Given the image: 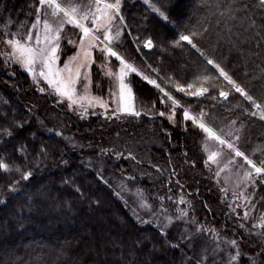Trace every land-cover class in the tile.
Returning a JSON list of instances; mask_svg holds the SVG:
<instances>
[{"label":"trees","instance_id":"1","mask_svg":"<svg viewBox=\"0 0 264 264\" xmlns=\"http://www.w3.org/2000/svg\"><path fill=\"white\" fill-rule=\"evenodd\" d=\"M147 1L153 8L160 11L154 12L140 0L125 1L122 8L128 27L125 28L121 54L127 60L133 61V65L141 74L155 80L161 88L168 89L179 101L184 103L187 101L189 106L194 103L198 106L210 105L211 98L216 97L221 90L231 92L234 89L213 65L207 63V60L211 59L215 64H219L257 103L264 106V39L257 41L253 38L252 30L244 31L246 21L231 18L237 15L234 9L240 2L253 5L258 4L259 0ZM262 11L264 10L258 7L252 8V12L257 13L258 23ZM160 12L167 17L166 21ZM129 32L131 35L127 34ZM181 35H189L203 55H200V52L186 41L180 40ZM137 37H139L138 43L134 42ZM147 39L153 41V47L150 50H145L143 47V42ZM10 70L11 68H6L0 61V113H3L0 115V162H6L9 165L8 172L0 170V199L7 201L6 205L0 204V219L16 214V209L19 217L17 215V220L7 222L9 233L5 232L0 236V264H99V248L93 244V238L91 239V236L96 239L95 233L99 230L95 233L92 230L93 235H91L88 224L96 221L98 217L104 220L109 212H113L111 208L120 215L127 229L120 233L116 222L112 220L108 228L102 227L101 231L104 235L111 234L107 240H104L111 246L105 247L103 254L114 259L121 254L118 250L120 244L129 243V247L125 249L124 258L116 264H126L129 256H132L129 255L130 251L135 254L137 249L131 244V239L135 240L143 233L147 234L148 238L143 248L138 250L141 257L151 245L161 244L163 254L155 257L157 264L165 255L174 257L175 262L179 260V256H183L184 261L183 250L165 247L159 230L153 224H141L140 221L133 219L127 206L112 193L111 188L91 167L82 163L80 155L74 149L73 152H69L67 142L65 145L61 136H56L49 131L55 123L50 120V111L57 109L67 125L65 130L72 133L76 139H80V143L83 144L87 141L97 142L98 137L104 132L122 124L131 125L139 131L153 128L161 133V126L165 125V121L159 120L157 114L161 110L170 111L171 107L168 106L169 102L166 105L162 103L160 87L157 88L141 76L132 73L130 83L136 101L141 104L149 103L152 108L145 109L138 117H126L120 123L116 120L107 122L100 117L91 118L86 122H77L65 111L66 105L55 104L47 96L39 95L30 86L24 73L16 70L15 67ZM205 76L210 79L205 81ZM166 83L168 87H165ZM177 84L184 86L186 91H192L199 86L211 87L205 98L200 100L186 98L185 100L176 92ZM188 84H192L193 89H187ZM226 103H222L221 106L228 105L226 107L234 110L237 115L252 112L253 107L240 94L230 95ZM262 109L264 112V107ZM55 119L61 121L60 117ZM19 121L28 123L23 129L14 130L11 125ZM5 129L12 131L13 135L7 136ZM255 129L262 130L258 124ZM65 130L63 134L67 132ZM173 133L178 146L180 137L178 130L176 129ZM42 140L48 141L45 143ZM164 143L168 144L166 139ZM21 144L26 146L25 153L19 152ZM42 145L48 146L47 159L39 155ZM169 150L170 154L174 155L175 152L171 148ZM157 153L161 155L163 152L159 150ZM65 160L67 164L62 163ZM105 160L107 169L110 171L109 158ZM17 167L34 171V177L30 183L26 184L20 180L19 173L15 172ZM73 176L76 183L82 186V190L86 195L89 194L92 200L81 198L71 186L62 184V178ZM47 177L60 181L56 187L54 185L53 191L63 201L61 207L65 208L62 214L66 216L65 219L45 217L40 210L34 211V205L38 202L34 193L38 185L42 184ZM16 181L20 182L22 190L12 193L9 189ZM93 188L96 190L95 194L91 192ZM29 194L33 197L29 203L34 207V212L25 208ZM95 200L100 201L99 206L93 204L89 207L90 202ZM80 201L87 203V206L83 204L74 208L73 203ZM86 209L91 210V215L86 214ZM25 212L27 214L24 216ZM71 212L73 216L70 215ZM70 216H72V224L69 226L65 220L70 219ZM45 220H47L46 224ZM60 222L61 224H57ZM53 225L55 226L52 227ZM62 227L67 230L66 233L63 232ZM142 259L140 258L141 261H139L137 257L135 261L133 259L132 264H145ZM175 262L173 264H176ZM101 264H108V262Z\"/></svg>","mask_w":264,"mask_h":264},{"label":"rangeland","instance_id":"2","mask_svg":"<svg viewBox=\"0 0 264 264\" xmlns=\"http://www.w3.org/2000/svg\"><path fill=\"white\" fill-rule=\"evenodd\" d=\"M140 1L145 2V0ZM58 2L61 3L62 6L68 7L70 5H88L92 0H58ZM145 3L150 8L154 9L148 1ZM35 6H38V0H0V61L2 65L6 68H11V70L15 67L16 70L24 73L29 80L30 86H32L39 95L47 96L55 104H58V100H62L63 103L61 104L66 105L65 111L73 119H76L77 122H86L90 121L91 118L100 117L107 122L116 120L120 123L124 118L129 117L119 113L115 116L112 115L113 111L117 108L118 81L116 80V75H118L121 65L114 57L103 55L99 51V47L88 48V51L91 52V60L89 63L91 64L90 79L92 81L89 95L93 97L98 96L103 99L108 105L107 114H105L104 109L99 108L97 105L88 107L87 101H84L82 103L87 107V112L81 117L80 113L82 109L79 104L73 106V108L68 107L70 102L66 98L56 96L52 88L47 86L42 80L39 85L35 84L32 76L25 71L21 65L13 61H9L7 66L5 65L4 54L12 51L11 48L4 43L5 39L16 38L22 39L23 41V38L26 37V33L29 30H32L34 35L36 31H39L41 35H43V14H41V24L37 26V29H31V24L36 19ZM47 11L50 13L51 9H47ZM59 15L63 16V13ZM9 17L11 18L10 20ZM48 19L50 22H53V26H55L53 18L49 16ZM87 23H89L91 27L90 22ZM21 24L23 25L22 28L19 27ZM123 31L125 33V28ZM64 32L76 40L79 39V35H82L79 29H74L72 25L68 24L65 25ZM123 43L124 35L118 40H115L112 45L114 50L121 56H123L121 54ZM66 44V39L61 41L62 51L58 54L60 59L57 63V67L64 69L65 63H69V67L75 72L76 68L83 62V52L79 46H68V48L65 49L64 45ZM85 47L87 48V43ZM71 57H76V59L70 61ZM125 60L133 65V61L131 62L126 58ZM92 61H94V63H92ZM80 71L82 74H85L89 69L85 67L81 68ZM109 71L114 74L112 77L106 75ZM131 74L132 73L126 77V82L130 83ZM64 75L67 76L68 73L65 71ZM142 77L148 76L142 74L141 78ZM148 78L150 79V77ZM97 82H100L101 87H96ZM40 87H44L45 91L40 92L38 90ZM165 87H168V83L165 84ZM202 87L204 86H199L194 89ZM76 88L78 94H84L83 84H77ZM109 89H111L114 95H110ZM162 89L172 95L168 89L164 87ZM221 91L227 92L229 94L228 97L237 93L235 89L231 92L226 90ZM160 92L162 103L166 105V103L169 102L168 106L171 107V102L168 101L162 91ZM177 93L181 94L183 96L182 98L185 100L186 98L200 100L208 95V93H205L204 96L195 97L186 96L184 93ZM211 99L212 103L210 105L200 104V106L195 103L189 106L186 103L187 101H185V103L180 101L181 107L176 108L174 114L171 109L170 111L161 110L166 113L163 117L157 114L159 120L165 121V125L163 126L162 124L161 126V133H158L153 128L147 131H139L131 125L122 124L120 126H113L112 130L104 132L98 137L97 142L89 143L87 141L83 144L80 143V139H76L72 133H68V131L65 130L67 125L61 118L60 112L57 109L56 111H50V120L55 122L54 126H52V132H60V136L64 140L65 145L67 142L69 146V152L75 150L77 154L80 155L82 163L91 167L99 177H102V179H100L111 188L112 193L127 206V210L133 219L139 221V216L144 220H152V224L155 225L154 213H162L171 216L173 224L168 230V235L173 243L177 242V238L185 228L182 221L176 220L178 211L182 208L187 209L190 206L191 210L189 211L188 218H195L197 225L203 226L206 230L204 234L198 237L195 246L191 249L183 244L181 245V250L185 252L184 254L193 257V264H195V259L199 257L201 249L205 246L212 245L214 233H219L221 243L224 240H231L233 238L240 241V250L245 255L242 256L236 264H248L247 256L258 252L261 243H264V237L260 235V233H264V228L260 227V217L264 216V183L255 186H245L242 183V178L244 172L249 170V166L245 163L243 158L235 157L234 152L227 147V143L225 145H219L218 141L208 139L206 134L196 125L192 124L191 121L184 120L183 112L184 110H188L192 115L196 116H200L202 112V119L208 126L212 127L226 142H231L240 151L245 153V155L252 159L257 166H262V162H264V119H261V115L264 114V112L263 109L258 110L252 106V112H248L249 114L245 112V115H237L234 110L226 107L228 105L224 107L221 106L222 103H226L227 99L220 96V93ZM134 105L140 112L152 108V105L149 103L145 102L141 104L137 102L135 95ZM253 113H255V115H253ZM0 115H3V113H0ZM169 115L173 116L171 121L168 119ZM246 115L255 118H248ZM57 117H60L61 121L58 119L56 120L55 118ZM178 118L180 120H178ZM257 124L262 130L259 131L255 129ZM176 129L180 135L178 141V146H180L179 149L174 139V133L172 134ZM64 130L67 132L63 134ZM237 137H239V139H237ZM165 139L168 142L166 145L164 143ZM42 141L45 142L48 140ZM170 148L175 152L174 155L170 154ZM159 150L163 152L161 154L162 156L157 153ZM212 151H219L221 153L218 160L221 162L220 167H224L225 170L221 172L219 176L216 175V172L219 170L216 164H211L210 167L205 164L207 155ZM108 158L111 163V172L107 169L108 166L105 162V159ZM229 159L233 160L231 165L227 163ZM129 177H134L135 179H129ZM177 181H179V183H177ZM59 183L60 181L53 180L51 177L44 179L42 184L38 185L36 193H34L38 199L37 204L34 205L35 210L34 207L30 206L28 201L25 203V208L27 207L30 212L40 210V213L45 217L51 216L57 220L62 218L65 219L66 216L64 215V217L62 215L65 208L61 207V202L63 201L53 191L55 189L54 185L56 187V184ZM238 184L240 185L239 188L237 187ZM222 188L227 189V192L221 191ZM241 191L245 194H252L251 206L248 201L245 200L244 196H239L237 199V196L234 195V193L238 195ZM91 192L95 194V188H93ZM87 197L89 201L92 200L89 194H87ZM161 197L164 198L163 201L160 200ZM167 197H171V200L167 199ZM181 198L188 201V203L180 204L179 201ZM73 204L74 208L83 204L87 206V203L81 201ZM229 205H232V207L230 208ZM112 209L114 208H111L113 212H109V215H107L104 220L98 217L96 221L88 224L89 228H91V235H93L92 230L94 233L99 230V232L95 233L98 241L91 236V239L93 238V244L97 245L99 248V264L103 262H108V264L120 263L122 258H124L126 247H129V243H127V245L121 243L118 249L121 254L114 259L103 254L106 250L105 247L108 248L111 246L104 241L105 239L107 240L111 234L104 235V232L101 231L102 227L105 226L108 228L109 222L112 220L116 222L117 228L121 231H119L120 233H123L124 230L127 229L123 219ZM246 210L249 211V219L243 220V213ZM91 213V210L86 209V214L91 215ZM25 214H27V212L24 213V216ZM17 215L19 217V213L16 209V214L0 219V236L2 233H9L7 222L14 219L17 220ZM70 215H72V212ZM72 216H70V219L65 220L69 226L72 224ZM44 222L46 224L47 220ZM241 223H244V228L239 227ZM57 224H61V222ZM254 224L256 225L255 228L252 227ZM197 225H189V231H194ZM54 226L55 225L52 227ZM208 229L214 231L208 232ZM62 230L64 233L67 232L64 227H62ZM147 238V234L143 233L136 237L135 240L132 238L131 244L135 246V241L139 239H145L147 241ZM222 246H224L223 243ZM138 250L139 249H137L134 255L129 256V260L126 264H129V262L132 264L133 259L135 261L137 257L139 261H141L140 258H143L142 260L145 264H157L155 257L157 255L159 256V254H163V246L161 244H155V248L151 245L149 250L142 254V257ZM178 258L179 260L175 262L174 257L165 255L164 258L162 256L161 262L158 261V264H173L174 262L176 264H182L183 256H179ZM261 259H264V257ZM222 264H228L227 257L223 256V254Z\"/></svg>","mask_w":264,"mask_h":264},{"label":"snow or ice","instance_id":"3","mask_svg":"<svg viewBox=\"0 0 264 264\" xmlns=\"http://www.w3.org/2000/svg\"><path fill=\"white\" fill-rule=\"evenodd\" d=\"M147 2V0H145ZM125 5V0H92L88 5H70L68 7H64L58 0H38V6H35V14L36 19L31 24V29H37V26L41 24V14H43V35L39 31H36L35 35L32 30H29L26 33V37L22 39H5L4 43L11 48V52L4 54V63L7 66L9 61H13L16 64H19L23 67L25 71H27L33 78V82L37 85L40 84L41 80L46 83L47 86L51 87L53 93L58 97L66 98L70 103L68 107L73 108V106L79 104L82 109L80 115L81 117L87 112V107L85 106L84 101H87V106L97 105L99 108L105 110V114L108 113V105L103 101L101 97H93L89 95V89L92 85V81L90 79V68L91 64L89 61L91 60V52L88 51V48H96L99 47V51L106 55L107 57H114L121 67L119 68V73L116 75V80L118 81V102L117 108L113 111L112 115L122 114L127 116L138 117L141 115V112L136 109L134 105V93L133 89L130 86L129 82H126V77L130 73H134L137 76H141L142 74L138 71V69L132 64L128 63L123 56H121L116 50L113 48V42L118 40L125 33L123 31L124 28H127L128 25L125 23V16L122 14V8ZM253 7H258L261 10H264V0H259L258 4H245L240 2L239 6L234 9L237 15H233L231 18L233 20L239 19L242 21H246L247 25L244 28V31H253V38L257 41L264 39V11H262L259 15L260 22L257 20V13L252 12ZM94 8V11H93ZM47 9H51L49 13ZM156 12L160 10L157 8L153 9ZM63 13V16L59 14ZM251 13V15H250ZM161 16H164L162 12H160ZM51 16L54 20L55 26H53V22H50L48 17ZM11 18L9 17V20ZM164 19L167 20V17L164 16ZM91 27L89 26V23ZM72 25L74 29H79V32L82 35H79V39H73L72 36L68 35L64 32L65 25ZM19 27H23L21 24ZM131 35V33H127ZM15 35V34H14ZM66 39L67 44L64 45V48H68V46L77 47L81 49L83 52V62L76 68L75 72L69 67V63H65L64 69H60L57 67V63L60 59L59 53L62 51L61 49V41ZM180 40L186 41L193 48L200 52V49L197 48V45L193 43V40L189 35H181ZM34 41V43H33ZM136 43L139 42V37L136 38ZM87 43V48L85 44ZM259 43H257V47H259ZM143 47L145 49H151L153 47V41L148 39L144 42ZM139 50V49H138ZM200 55H203L200 52ZM76 57H71V60H75ZM94 63V61H92ZM207 63L209 65H213L216 68L220 75L228 81V83L235 89L237 93L243 96L251 106L255 107L258 110H261L262 106L260 103L249 95L239 84H237L219 64H215L213 60L208 59ZM87 67L89 71L85 74H82L80 69ZM67 72L68 75L65 76L64 72ZM108 77H112L114 74L109 71L106 73ZM147 80V82L155 87L159 88L160 86L156 83L155 80L149 79L148 77H142ZM210 79L205 76L204 80L207 81ZM77 84H83L84 86V94L80 95L77 93ZM96 87H101L100 82H97ZM176 91L179 93H184L186 96H195L201 97L204 96L205 93L209 92V87H202L194 89L193 91H186L184 86L177 84ZM187 89H193L192 84L187 85ZM40 92H44L45 88L40 87L38 89ZM164 96L167 97L169 101H171V111L174 114V110L176 108L181 107L180 101L170 95L168 92H165L162 88L160 89ZM110 95H114L109 89ZM228 93L221 91L220 96L224 99L228 98ZM58 104L63 103L62 100L57 101ZM94 114V113H93ZM159 116L163 117L166 115L164 111L158 113ZM255 115V113H253ZM183 117L185 121H191L192 124L196 125L199 129L206 134V137L210 140L218 141L219 145H225L227 143V147L234 152L235 157H242L245 163L249 166V170L244 172L242 183L247 185L255 186L257 184L264 183V162H262V166H257V164L250 159L245 153L240 151L235 145L231 142H226L221 138L220 135L217 134L216 131L213 130L212 127L208 126L202 119L203 113L201 112L200 116L192 115L188 110H184ZM168 119L171 121L173 119L172 115L168 116ZM261 119H264V114L261 115ZM27 121H19L14 122L11 127L15 129H23L27 124ZM49 131H52L51 129ZM5 134L9 137L13 135L12 131L7 129L4 130ZM35 134L33 133V136ZM56 136H60V132L55 133ZM71 139V138H65ZM239 139V137H237ZM75 146V145H73ZM47 145H42L40 148L39 155L44 159L48 158L49 153L47 152ZM19 152L25 153L26 146L21 144L19 148ZM221 155L219 151H212L207 155V159L205 160V164L210 167L211 164H216L218 167V171L216 175L219 176L221 172L225 169L224 167H220V160L218 157ZM26 158V157H25ZM62 163L67 164V161H62ZM228 165L233 163V160H228ZM0 170L4 172L9 171V165L6 162H0ZM159 171V170H158ZM15 172L19 173L20 180L23 182L30 183L34 177V171L22 170L20 167L15 168ZM102 179V177H100ZM129 179H135L134 177H129ZM179 183V181H177ZM63 185H69L72 187L73 191L83 199H87L86 193L82 190V186L76 183L75 177H64L62 178ZM239 188L240 185L238 184ZM21 185L19 181L14 182L9 191L12 193H16L21 191ZM221 191L227 192V189H221ZM142 195V194H141ZM237 196H244L245 200L248 201L251 206L252 194H245L241 191ZM33 199L32 195H27V201L31 202ZM146 199V198H145ZM163 197L160 198L163 201ZM167 199L171 200V197H167ZM7 201L0 199V204L6 205ZM180 204H186L188 201L183 198L179 201ZM95 204L99 206L100 201L95 200L90 202L89 207ZM238 206V205H237ZM231 208L232 205H229ZM191 207L187 209H179L178 215L176 216V220L182 221L185 225L184 230L180 233L177 238V242L173 243L168 235V230L173 224V220L171 216L164 215L162 213H154L155 217V227L159 230L160 236L163 238L165 247H170L172 249H181V245H185L187 248L191 249L195 246L198 237L201 234H204L206 230L203 226L197 225V221L195 218L189 219V211ZM239 218V217H238ZM243 220L249 219V211H244ZM138 220L141 224H152V220H144L143 218L138 216ZM261 223L260 227L264 228V216L260 217ZM189 225H197L194 231H189ZM240 228H244V223L239 225ZM253 228L256 227L254 224ZM208 232H213L214 230L208 229ZM261 237H264V233H260ZM213 243L210 246H205L201 249V253L199 257L195 259V264H222V254L227 257L228 264H236L237 261L241 259L245 254L240 250V241L233 238L231 240H224L222 243L220 241L219 233H214ZM145 239H139L135 241V247L137 249H142L145 245ZM118 246V245H117ZM155 248V245H153ZM129 255H134V252H129ZM264 243H261L260 249L253 255L247 256L248 264H264ZM106 259V258H105ZM193 260L192 256L185 255V259L182 264H191ZM131 264V262H129Z\"/></svg>","mask_w":264,"mask_h":264}]
</instances>
